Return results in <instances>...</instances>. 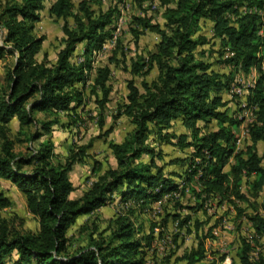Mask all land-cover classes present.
I'll return each mask as SVG.
<instances>
[{
	"label": "trees",
	"instance_id": "obj_1",
	"mask_svg": "<svg viewBox=\"0 0 264 264\" xmlns=\"http://www.w3.org/2000/svg\"><path fill=\"white\" fill-rule=\"evenodd\" d=\"M43 1L7 0L3 6L0 3V31L4 34L0 58L10 55L16 59L14 65L7 68L4 85L0 87V179L9 181L23 193L27 210L38 219L36 232H23L4 222L0 224V264H143L142 248L150 244L151 235L144 237V243L136 238L134 225L127 217L116 219V228L108 237L90 238L87 246L71 255L66 254V231L78 216L103 205L113 193H118L122 200L147 201L178 190L179 182L164 175L161 166L154 161L155 150L148 142L151 135L158 142L168 141L175 135L168 132L175 119L181 120L191 136L187 140L188 134H176L175 143L192 147L193 152L188 158H174L170 162L188 161V169L180 176L187 183L196 179L201 189L194 193L203 203L230 193L234 198H244L239 187L243 175H255L253 190L263 185L264 167L254 150L256 143L264 139L262 80L248 96L249 101L257 105L256 120L248 129L251 144L245 156L243 152L234 153L232 126L239 120L226 110H219L225 105L220 92L228 88L229 75L218 73L210 69L209 63L195 58V48L207 38L194 35L201 18L210 20L213 34L221 40L224 51L232 54L226 62L246 71L257 63L258 52L264 54V34L258 33L259 27L264 25V17L248 9L254 6L264 9V0H176L175 7H167L168 21L164 29L148 18H135L160 36L156 51L147 60L149 68L156 65L157 78L150 83L143 82V92L134 80L127 82L123 113L134 125L132 132L122 142L109 143L115 166L108 167L90 188L74 199L69 198L74 189L69 172L84 149L64 163L56 164L51 161L53 144L48 140L39 142L36 148L28 146L26 153L15 151L16 139L10 135L8 123L16 118L19 134L23 133V127L33 125L34 131L27 140L34 142L48 134L57 122V119L40 120L34 115L36 110L49 113L76 110L83 101L82 89L76 84L81 82L84 86L90 64L87 61L77 64L71 57L77 44L86 41L87 53L110 36L115 6L94 15L85 0H81L79 8L84 20L75 15V27H63L62 46L56 61L47 64L36 60L43 38L33 34L31 23L38 19L36 11L43 7ZM238 6L246 8V12L238 10ZM70 7L69 0H56L51 12L63 16ZM145 64L144 60L134 62L133 71L141 70ZM108 74L106 66L99 67L91 86L93 91H102L103 99L109 92ZM200 120H214L218 127L199 135ZM144 154L150 156L148 162L140 161ZM231 158L234 162L225 171L223 168ZM197 159L200 162H196ZM25 166H32V171L23 169ZM10 204V199L0 191V210ZM188 219L189 216L182 222ZM250 219L255 235L264 234V217L256 214ZM239 241L235 264H264L261 257L258 261L251 259V237H241ZM202 257L200 243L181 259L183 264H205L200 262Z\"/></svg>",
	"mask_w": 264,
	"mask_h": 264
},
{
	"label": "rangeland",
	"instance_id": "obj_2",
	"mask_svg": "<svg viewBox=\"0 0 264 264\" xmlns=\"http://www.w3.org/2000/svg\"><path fill=\"white\" fill-rule=\"evenodd\" d=\"M5 1L7 0H0L2 6ZM55 1L44 0L43 7L36 11L38 19L31 21L33 34L43 38L36 60H44L47 64L56 61L57 52L62 46L63 27H75V15L84 20V14L79 8L81 0H69L71 7L63 16L51 12ZM175 1L85 0L88 10L94 15L100 14L109 6H115V11L109 26L110 36L100 46H92L87 53L86 41L77 44L71 57V61L77 64L85 61L90 64L84 86L81 82L76 84L83 92L82 103L75 111H67L68 113L36 110L34 115L40 120L57 119V122L48 134L34 142L27 140V136L34 131L33 125L23 127V133L19 134L16 133L18 120L13 118L8 123L10 135L16 139L15 151L26 153L28 146L36 148L39 142L48 140L53 144L51 161L56 164L64 163L80 149H84L81 158L69 172V178L74 185L69 198L79 197L108 167L115 166L109 143L122 142L134 127L130 118L123 113L127 103V82L134 80L143 92V82L150 83L157 78L156 65L149 68L147 60L156 51L160 36L143 27L135 18H148L151 23H158L164 29L168 21L167 7H175ZM237 8L241 10L242 7ZM254 8L264 17V9L256 6ZM229 18H232L231 14ZM213 33L212 22L201 18L194 37L202 36L207 39L205 43L197 45L194 56L197 60L209 63L210 69L229 75L228 88L220 92L225 105L220 106L219 110H226L228 115L239 120L237 125L232 126L234 153L243 152L245 156L247 147L251 144L249 133L245 132L257 117V105L249 101L248 96L252 94L259 80H262L264 86V54L258 52L257 63L248 70L245 71L240 66L238 68L241 69H236L234 64L226 62L232 54L224 51L221 40ZM258 33L264 34V25L259 27ZM3 36L0 31V44H3ZM15 60L10 55L0 58V87L4 85L7 68L13 66ZM143 60L146 62L144 67L137 72L133 71L132 64ZM104 66L109 70L106 82L109 92L106 99H103L102 91L91 89L97 69ZM244 105L249 107L252 115L241 119ZM198 125L201 128L199 135L218 127L214 120H200ZM168 132L175 135L186 133L189 136L187 140L191 139L189 129L183 126L180 119L172 121ZM175 135L170 136L168 141L161 142L151 135L148 142L156 153L153 155L154 161L161 166L164 175L179 182L178 190L165 193L157 200L147 201L134 198L122 200L118 193H113L103 205L88 214L78 216L69 225L66 231V254H74L78 249L87 246L90 238L108 237L116 228V219L127 217L134 225L136 238L144 243V237L151 235L150 244L142 248L143 264H183L181 256L190 249H197L200 243L203 245L201 263L235 264L238 261L236 251L241 237H251V259L258 261L261 257L264 260V234L255 235L250 219L256 214L264 217V183L255 191L252 187L255 175H243L239 187L245 194L244 198H234L230 193L223 198H209L203 203L194 193L201 189L196 179L187 183L180 176L188 169V161L170 162L174 158H188L193 152L192 147H181L175 143ZM239 137L240 141L237 142ZM254 150L261 157V165L264 167V139L256 143ZM149 158V155L144 154L140 161L148 162ZM196 162H200V159ZM231 162L234 159L231 158L224 166L225 171L230 169ZM32 168L23 167L29 172ZM182 190L185 192L182 193ZM0 191L11 201L10 206L0 210V224L4 222L23 232H36L38 219L27 210L23 193L3 179H0ZM188 216V221L182 222Z\"/></svg>",
	"mask_w": 264,
	"mask_h": 264
},
{
	"label": "built area",
	"instance_id": "obj_3",
	"mask_svg": "<svg viewBox=\"0 0 264 264\" xmlns=\"http://www.w3.org/2000/svg\"><path fill=\"white\" fill-rule=\"evenodd\" d=\"M246 8H241V10L243 11V12H246V10H245ZM248 12H255V13H259L257 10H256V8H254V7H251V8H249L248 9ZM237 90V89H236ZM249 115H252V111H250V109H249V107L247 106V105H244L243 106V109H242V114L240 115V117H241V119H245V117H247V116H249ZM246 134H248V129H246V132H245ZM240 141V137L239 138H237V142H239Z\"/></svg>",
	"mask_w": 264,
	"mask_h": 264
}]
</instances>
